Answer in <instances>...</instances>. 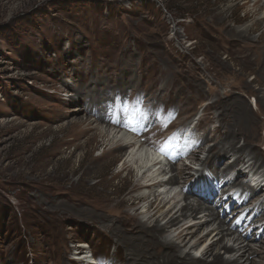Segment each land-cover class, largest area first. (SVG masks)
I'll use <instances>...</instances> for the list:
<instances>
[{
    "label": "rangeland",
    "instance_id": "1",
    "mask_svg": "<svg viewBox=\"0 0 264 264\" xmlns=\"http://www.w3.org/2000/svg\"><path fill=\"white\" fill-rule=\"evenodd\" d=\"M255 3L0 0V264H118L126 257L124 247L117 251L112 232L80 215L74 201L85 200L84 207L98 208L110 220L126 212L151 221L149 201L158 197L163 210L174 205L177 210L185 203V186L202 179L196 173L205 183L202 179L201 187L192 189L205 191L209 205L216 204L228 223L246 225L247 238L255 237L246 242L252 250L261 249L264 215L256 212L264 207V193L237 210L235 200L252 196L251 187L226 184L223 196L234 194V199L222 203L215 198L217 176L203 163L223 125L242 133L238 145L251 140L264 151V83L255 77L254 65L242 64L244 45L238 35L264 18V8L256 10ZM216 11L222 14L216 17ZM261 32L257 28L251 37L258 39ZM222 105L241 113L226 111L223 119ZM102 113H109L110 121L99 119ZM120 128L137 133L139 143L163 149L160 162L145 167L146 158L134 144L128 151L108 152L103 141L116 144L119 138L113 136ZM185 139L193 141L185 145L192 152L174 165L190 166L192 182L135 188L146 179L167 181L175 173L168 152ZM195 153L199 159L193 161ZM236 158L231 152L220 166ZM249 158L244 153L237 167L247 176L243 183L264 176L262 168H246ZM124 161L130 164L126 169ZM139 193L150 198L132 205L130 199ZM50 197L67 203V213L54 211ZM207 215L201 211L180 224L196 230ZM218 222L186 239L182 249L207 238L200 249H191L199 257L217 238ZM177 231L173 227L167 237L177 240ZM237 236L228 241L236 247L232 258L242 253Z\"/></svg>",
    "mask_w": 264,
    "mask_h": 264
},
{
    "label": "bare ground",
    "instance_id": "2",
    "mask_svg": "<svg viewBox=\"0 0 264 264\" xmlns=\"http://www.w3.org/2000/svg\"><path fill=\"white\" fill-rule=\"evenodd\" d=\"M262 1L263 0H256L255 4L258 7L256 10L258 9L261 10L264 8ZM221 14L222 12L216 11L214 16L217 17ZM223 27L228 29L229 27L228 23L223 24ZM257 28H260L262 32L260 33L258 39H254L251 37V35L254 33V31ZM238 35H239V38L241 37L242 43L244 45L243 46L244 54L241 57L242 64H247L250 66L254 65L255 70L254 69L253 70L255 73V77L260 82L264 83V18L257 20L255 22V26L251 28L249 27V29L238 32ZM241 54L242 53H240V56ZM188 75H189V78H191L189 80L194 81V78L191 77L190 73H188ZM184 77H187V76H184ZM196 77L198 78V76ZM220 108L222 109L221 110L222 114H220L219 116L223 119H224V116H223L224 112L226 113V111L227 112L231 111V113L233 111H236V113L240 112L238 108L231 107V106L229 107V106L222 105L220 106ZM81 110L82 109L79 108L74 111H70L68 116L73 115L75 113H79ZM236 116L238 117L237 114ZM99 119L110 121L111 118L109 117V113H102V114H99ZM91 124L92 123H90V125ZM239 125L243 126L241 124ZM229 127L226 125L222 126L223 132H222L221 138L219 136L213 135V137L215 138L214 143L208 149L209 154L207 158L203 161V163L206 167L212 170V173L214 175L217 176L216 188H214V191L215 189H218L217 193L219 195H217L215 198L219 199V201H222V203L226 202L227 200L228 201L232 200L230 198L234 199L233 197L234 194H230L229 197L223 196L224 193L222 191H223L224 185L226 186L227 184L228 186H230V189L231 188L233 189L237 186H241V188L251 187L249 189H251L252 196L249 195V197L242 198L243 197L242 195L241 197L239 196L235 200V202L233 201L234 204L232 207H236L238 210L239 208L242 207L243 204L252 203L253 201L257 200L259 195H262L264 193V191L261 192L262 190H264V181H263V186L262 187L260 186L261 190H259L258 188H255V186H250L248 181L245 183L242 182V180L247 176L244 175L245 172L243 170L237 168L239 164V160H242L244 153H248L250 155L249 161L251 162L248 163L247 161L244 163L246 168H249V170H254V169L260 170V168H262L263 169L262 171L264 172V151L260 150V147H258V145L255 144L251 140H247V142L243 145H238L237 140L242 133L237 129H232ZM138 128H140V126ZM193 128L195 129V127ZM194 129L192 130V132L194 131ZM90 130L92 129L87 128V130L86 131L84 130V131L87 132ZM133 133H134V136H133ZM107 134L108 132H105V133L102 132V135L105 137L107 136ZM138 136L139 135L133 131H127V130L120 128L118 132L115 131V134L113 136V138H116V139L119 138L118 141L115 142L116 144L103 138V140L105 139L103 141V146L105 147V149L108 148L107 149L108 152L113 153V152H118V151L121 152L123 150L128 151V149L126 148H129L131 147L132 144H134L133 146L135 148L136 146L138 147L137 152H140L141 155H143L146 158L145 167H151V166L155 167L160 162L162 154L157 152L156 148L154 147H150L144 143H139L137 140ZM185 140H184L185 142L184 144L182 143L183 140H181V142L175 140L176 142L175 144H173V146L175 145V148L173 147L174 150L173 151L170 150L168 152V155L170 156L169 158L172 161L171 167L173 168V170H175V173H173L172 176H170L167 181H164L165 179L162 180L159 178H152L146 182L147 180L146 179L144 181L145 183L138 182L135 188L138 187V190L139 189L143 190L144 187L146 188L155 187L156 188L158 186L163 187L167 184L174 186L176 183L180 182L181 179H185L186 182H192L195 178V175L193 174V172L190 171V166L182 165L181 167H178L174 165L178 159L182 158L186 153L188 154V152H190L189 149L185 148V145L186 144L191 145L193 141L191 142V139L190 140L185 139ZM194 145L196 144L194 143ZM137 152L135 150L133 154H136ZM231 152L233 154H237V158L232 163H226L225 166L223 167L220 166L221 163L224 164L225 158ZM192 159L193 161L198 160L199 157H196V153H195ZM126 162L127 161H124L123 163V168L125 169L130 165L128 164V162L127 163ZM164 171L165 169L163 170V172ZM233 171L235 175L233 176V178H231ZM227 177H230V178L226 180ZM262 177H259L258 179L255 178V179L259 181L260 179H262ZM255 179H252V181H256ZM197 183H198V186L201 187L202 179H199ZM191 190H192V186H189V187L185 186V189H184L185 203L181 205L177 210H175V207H176L175 205L172 207H169L166 210H163L165 207V204L163 203V200L159 201L158 197H155L154 199L150 200L148 210L150 211V209L154 206V211L151 213L149 217L151 221H144L140 219V217H138L139 214L131 216L130 214L126 212L125 214H117L115 219L110 220V217L109 218L107 217L108 215L100 214L99 212H97L98 208L89 209L87 207H84L83 205L86 202L85 200H81V201L79 199H78L79 201L75 200L74 206L77 208V211L80 213V215L89 217L95 222H100L101 224H104L105 228L109 229V231L112 232L111 234L114 235L116 238V243H119L118 245H116L117 251H118L119 245H122L124 247L126 257L125 259L121 260L120 263L118 264H264V236L261 237L260 240H258L259 242H261V245H260L261 249L252 250L253 248L250 247L249 246L250 244L246 241H250L251 239H254L255 237L252 236L250 239L247 238L246 233L248 231H247V228L245 227L246 225L238 226L233 222L228 223L226 221L227 219L223 218V212H219L216 204L209 205L211 199H207L205 191H199V189H196L193 191ZM63 193L65 194V196L69 195L71 197L69 192H63ZM191 197L193 199H191ZM149 198H150V194L139 193L137 196L134 195L130 199V203L133 205L136 202L140 203L141 201L147 200ZM47 201L51 203L54 211H61L63 213L65 212L67 213L69 209L68 204L65 202H62L63 200L61 201L58 198L51 199L50 197L48 198ZM258 208L259 209L256 212V216L264 215V207H262L261 205ZM201 211H208V215H207L208 219H206L203 223L199 224V225L204 224L200 227L197 224L196 230L190 229V227H188L187 225L180 224L182 221H184L187 218H190V217L196 218L198 213ZM161 219L165 220L164 224H161L160 222ZM217 220L219 222H218L217 227L214 229V231H217L214 237H217V238L213 239L212 242L208 246L204 247L199 257L194 256L191 249H194V250L200 249L201 245L203 244L204 241H206L207 238H205L203 242H201L202 237L199 238L192 245L191 249L188 251H185L182 249V246H183L182 243L185 242L186 239L189 238L190 240L191 238L196 237L198 233L200 232L201 228H203L204 226H208V224L210 225L211 221L215 222ZM173 227H177L178 229L177 234L175 236L177 240L167 237V232L170 231ZM235 234L238 235L236 240H241L242 246H239L238 251H242V253H240V255L236 258H232L231 254L234 252V249L236 247L234 245L229 246L228 241L231 235H235ZM188 241L184 244L186 245ZM196 246H199V247L194 248ZM257 256L260 257L261 259L257 260L256 259Z\"/></svg>",
    "mask_w": 264,
    "mask_h": 264
},
{
    "label": "clouds",
    "instance_id": "3",
    "mask_svg": "<svg viewBox=\"0 0 264 264\" xmlns=\"http://www.w3.org/2000/svg\"><path fill=\"white\" fill-rule=\"evenodd\" d=\"M157 152H159L160 154H163L162 151H160V150L157 151ZM196 174H197L198 176H201V178L204 180V183H205L204 176H203V175H199L198 173H196ZM248 183H249L250 185H252V186H254V185L263 186V185H261V184H260V185L257 184L255 181H248ZM194 185H196V186L198 187V183H195ZM194 185H193V186H194ZM193 186H192V187H193ZM204 188H205V187H204ZM196 189H197V188H196ZM196 189H195V190H196ZM205 189H206V188H205ZM234 189H236V188H234ZM244 189H246V188H244ZM248 189H249V188H248ZM192 190H193V189H192ZM206 191H207V190H206ZM261 196H262V195H261ZM259 218H260V217H259ZM256 219H257V218H256ZM254 222H255V221H254Z\"/></svg>",
    "mask_w": 264,
    "mask_h": 264
},
{
    "label": "snow or ice",
    "instance_id": "4",
    "mask_svg": "<svg viewBox=\"0 0 264 264\" xmlns=\"http://www.w3.org/2000/svg\"><path fill=\"white\" fill-rule=\"evenodd\" d=\"M161 151H163V149H161ZM101 264H105V262L102 261Z\"/></svg>",
    "mask_w": 264,
    "mask_h": 264
}]
</instances>
